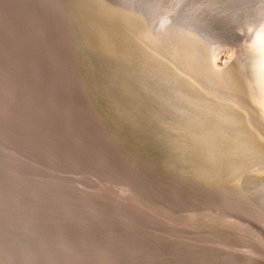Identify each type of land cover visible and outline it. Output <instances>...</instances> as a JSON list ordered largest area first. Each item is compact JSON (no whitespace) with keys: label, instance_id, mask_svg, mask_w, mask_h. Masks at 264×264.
Instances as JSON below:
<instances>
[{"label":"rangeland","instance_id":"rangeland-1","mask_svg":"<svg viewBox=\"0 0 264 264\" xmlns=\"http://www.w3.org/2000/svg\"><path fill=\"white\" fill-rule=\"evenodd\" d=\"M122 1L0 0V264H264L261 224L219 211L181 132L198 126L184 54L201 38L160 29L197 0ZM211 21L225 46L232 27Z\"/></svg>","mask_w":264,"mask_h":264},{"label":"bare ground","instance_id":"bare-ground-1","mask_svg":"<svg viewBox=\"0 0 264 264\" xmlns=\"http://www.w3.org/2000/svg\"><path fill=\"white\" fill-rule=\"evenodd\" d=\"M111 1L124 6L122 0ZM199 1L180 12L173 9L160 29L169 27L174 36L179 27L186 28L196 31L202 39L196 43L190 38V51L184 49L181 53L189 52L184 54L186 66L199 88L189 95L201 106L197 111L198 126L186 122L181 132L199 137L203 165L210 168L205 174L213 178L219 211L250 216L259 221L260 226L252 225L264 236V0H213V9L203 10V19L198 18ZM135 6L151 26L155 25L149 9ZM208 19L216 23L213 31L220 30L225 22L232 27L228 34L222 33L229 40L225 46H211L222 39L221 34L217 38L210 36ZM201 44L211 46L210 63L200 62L202 57L196 55L200 54ZM176 51H180L179 47ZM192 88L193 84L187 92ZM172 120L177 121L178 114L173 113Z\"/></svg>","mask_w":264,"mask_h":264}]
</instances>
